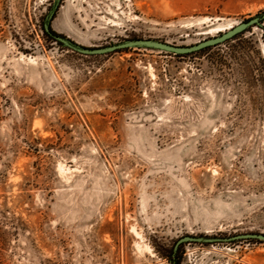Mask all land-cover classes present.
Returning <instances> with one entry per match:
<instances>
[{
    "label": "rangeland",
    "instance_id": "1",
    "mask_svg": "<svg viewBox=\"0 0 264 264\" xmlns=\"http://www.w3.org/2000/svg\"><path fill=\"white\" fill-rule=\"evenodd\" d=\"M55 0H0V264H172L264 233V28L84 55ZM264 0H59L85 46L190 45ZM264 25V19H262ZM177 264H264V241Z\"/></svg>",
    "mask_w": 264,
    "mask_h": 264
},
{
    "label": "water",
    "instance_id": "2",
    "mask_svg": "<svg viewBox=\"0 0 264 264\" xmlns=\"http://www.w3.org/2000/svg\"><path fill=\"white\" fill-rule=\"evenodd\" d=\"M58 2L59 0H55L52 9L48 13V15L44 18V23H43L44 30L50 36H52L54 39L60 42L63 46L84 55H101V54H107L128 48H148V49L160 50L172 54H187L198 51L208 46L221 43L233 37L234 35L244 31L249 27L264 26L262 24V19H264V13H262L260 15L253 16L247 20L241 21L233 25L226 31H222L219 35L210 36L208 38H205L190 45H179L159 39L136 37V38H126L104 46H85L73 41L67 36L57 34L50 29L51 19L58 5ZM247 239H256V240L264 241V233L262 232L238 233L226 237L183 235L180 238H178L177 241L175 242L173 246V252L177 251L179 244L182 242H191V241L214 242V241H234V240H247Z\"/></svg>",
    "mask_w": 264,
    "mask_h": 264
},
{
    "label": "trees",
    "instance_id": "3",
    "mask_svg": "<svg viewBox=\"0 0 264 264\" xmlns=\"http://www.w3.org/2000/svg\"><path fill=\"white\" fill-rule=\"evenodd\" d=\"M44 23V22H43ZM262 28H264V26H261ZM43 29V31H44V33L46 34V35H49L45 30H44V27L42 28ZM50 29H51V27H50ZM227 29H229V28H227ZM227 29H224V30H220L219 32H222V31H226ZM52 30V29H51ZM245 30H247V29H245ZM244 30V31H245ZM53 31V30H52ZM244 31H242V32H244ZM242 32H240V33H242ZM239 34V33H238ZM237 35V34H236ZM50 36V35H49ZM52 39H54L52 36H50ZM236 36L234 35L233 37H231V38H229V39H227V40H231V39H233V38H235ZM55 41H57L56 39H54ZM226 41V40H225ZM58 42V41H57ZM224 42V41H223ZM60 43V42H59ZM222 43V42H221ZM61 44V43H60ZM218 44H220V43H218ZM218 44H215V45H212V46H208V47H205V48H203V49H206V48H210V47H213V46H216V45H218ZM203 49H200V50H203ZM200 50H198V51H200ZM120 51V50H119ZM115 52H117V51H115ZM195 52H197V51H195ZM111 53H114V52H111ZM191 53H194V52H191ZM108 54V53H107ZM187 54H190V53H187ZM175 55H184V54H175ZM175 253L176 252H173V249H172V255H171V262H172V264H177V260H176V258H175Z\"/></svg>",
    "mask_w": 264,
    "mask_h": 264
}]
</instances>
